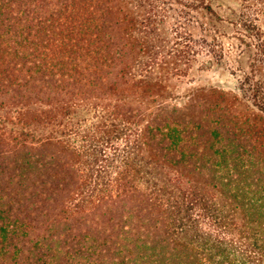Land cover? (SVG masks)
<instances>
[{
	"label": "trees",
	"instance_id": "obj_1",
	"mask_svg": "<svg viewBox=\"0 0 264 264\" xmlns=\"http://www.w3.org/2000/svg\"><path fill=\"white\" fill-rule=\"evenodd\" d=\"M100 8L98 0H0V97L30 103L61 92L111 93L120 53L115 24ZM257 92L254 105L264 111ZM195 97L163 108L140 131L147 156L188 186L154 182L149 192L135 189L67 221L60 205L73 175L63 150L46 141L6 152L0 141V264H218L234 239L226 251L218 233L199 227L205 213L213 229L239 219L264 239V142L229 124L221 134L222 120L208 132L193 116Z\"/></svg>",
	"mask_w": 264,
	"mask_h": 264
},
{
	"label": "rangeland",
	"instance_id": "obj_2",
	"mask_svg": "<svg viewBox=\"0 0 264 264\" xmlns=\"http://www.w3.org/2000/svg\"><path fill=\"white\" fill-rule=\"evenodd\" d=\"M98 1L115 24L120 53L113 69L118 76L109 78L118 81L111 93L72 98L61 92L49 102L41 95L30 103L0 97L6 152L18 143L46 141L63 150L73 175L61 190L65 221L135 189L149 192L154 182L188 186L186 178L147 156L140 131L157 112L182 107L194 94L193 116L204 120L208 132L222 120L221 134L229 124L252 143L264 142V111L254 105L256 91L264 94V0H204L211 10L199 0ZM27 111L34 116L25 117ZM223 220L226 227L213 229L205 213L198 223L218 233L226 251L234 239L233 253L218 264H264L263 234H253L239 219ZM252 238L258 239L255 246Z\"/></svg>",
	"mask_w": 264,
	"mask_h": 264
}]
</instances>
